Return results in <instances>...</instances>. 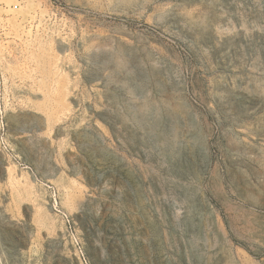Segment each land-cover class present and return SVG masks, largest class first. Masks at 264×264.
I'll list each match as a JSON object with an SVG mask.
<instances>
[{"label":"rangeland","instance_id":"374dc122","mask_svg":"<svg viewBox=\"0 0 264 264\" xmlns=\"http://www.w3.org/2000/svg\"><path fill=\"white\" fill-rule=\"evenodd\" d=\"M0 264H264V0H0Z\"/></svg>","mask_w":264,"mask_h":264},{"label":"built area","instance_id":"2783aa9c","mask_svg":"<svg viewBox=\"0 0 264 264\" xmlns=\"http://www.w3.org/2000/svg\"><path fill=\"white\" fill-rule=\"evenodd\" d=\"M50 206H51V210L54 212V214L56 216H58L59 218H61L66 225L70 226V220H69L67 214H65V212L61 209L60 204H59V201L57 199V196H56L55 192H52L51 193V196H50ZM79 253H80V255L83 258L82 252L80 251ZM84 262H85V259H84Z\"/></svg>","mask_w":264,"mask_h":264}]
</instances>
